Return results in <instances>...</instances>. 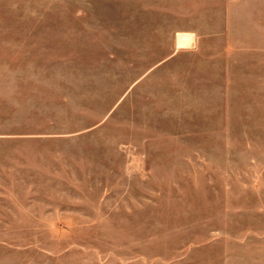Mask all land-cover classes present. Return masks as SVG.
<instances>
[{
	"label": "rangeland",
	"instance_id": "374dc122",
	"mask_svg": "<svg viewBox=\"0 0 264 264\" xmlns=\"http://www.w3.org/2000/svg\"><path fill=\"white\" fill-rule=\"evenodd\" d=\"M0 264H264V0H0Z\"/></svg>",
	"mask_w": 264,
	"mask_h": 264
}]
</instances>
